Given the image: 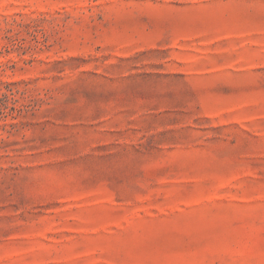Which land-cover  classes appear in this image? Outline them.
Returning a JSON list of instances; mask_svg holds the SVG:
<instances>
[{"label": "rangeland", "instance_id": "obj_1", "mask_svg": "<svg viewBox=\"0 0 264 264\" xmlns=\"http://www.w3.org/2000/svg\"><path fill=\"white\" fill-rule=\"evenodd\" d=\"M0 264H264V0H0Z\"/></svg>", "mask_w": 264, "mask_h": 264}]
</instances>
